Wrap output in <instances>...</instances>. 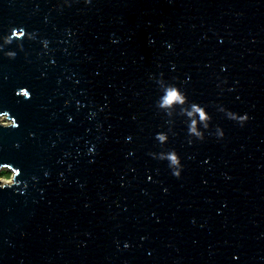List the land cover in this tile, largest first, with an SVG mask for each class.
<instances>
[{"label":"water","instance_id":"95a60500","mask_svg":"<svg viewBox=\"0 0 264 264\" xmlns=\"http://www.w3.org/2000/svg\"><path fill=\"white\" fill-rule=\"evenodd\" d=\"M0 116V264H264V0H0Z\"/></svg>","mask_w":264,"mask_h":264},{"label":"clouds","instance_id":"9594fccd","mask_svg":"<svg viewBox=\"0 0 264 264\" xmlns=\"http://www.w3.org/2000/svg\"><path fill=\"white\" fill-rule=\"evenodd\" d=\"M87 2H88V0H86V3H87ZM17 35H18V34H17ZM173 92L176 93V99L179 100V99H180V96L178 95V93H177V91H176L175 89H171V90H169V91L166 93L165 96L167 97V100H168V98L170 97V95H171ZM167 100H165V103H167ZM192 107L195 109V111L199 112V116H200V120H201V121L206 120V119H205V113H204L203 109H201V108H197L195 105H193ZM219 110L225 112V115H226L227 118H229V119H233V120H236V121H238V122L241 123V124H243V122L246 121V120L248 119L247 114H239V115H236V114H234V113H232V112H230V111H225V109H223L222 107H221ZM203 128H204V129H207V128H208V125L205 123V124L203 125ZM190 131L193 132V133H195V135H196L197 138H202V132H201V131H197L194 127H193V128H190ZM158 135H159V138H160L161 140L164 139V136H163V135H160V134H158ZM215 135H216L217 137H222V136H223V131H222V129L219 128V127H217V128H216V131H215ZM91 149H92V148L90 147V148L88 149V151L90 152ZM168 158H169L170 161H171L169 167H170L171 170H172V174H173L174 176H179V175H180V169H181L182 165H180V163L178 162L177 157L175 156L174 153L169 154V157H168ZM172 165H175V167H172ZM3 180H4V177H3V176H0V183H2Z\"/></svg>","mask_w":264,"mask_h":264},{"label":"snow or ice","instance_id":"6c2138e0","mask_svg":"<svg viewBox=\"0 0 264 264\" xmlns=\"http://www.w3.org/2000/svg\"><path fill=\"white\" fill-rule=\"evenodd\" d=\"M84 2L86 3V0H84ZM22 35L23 34V30L21 29L19 32L16 30V28H13V30H12V35L13 36H16V35ZM55 61H53V63H54ZM24 95L26 96V97H28V96H30V92L29 91H27V90H25L24 91ZM174 100H177L176 99V93L175 92H173L171 95H170V97L168 98V103H171V102H173ZM205 113V112H204ZM205 119H207V120H210L211 119V116H210V114L209 113H205ZM68 120L69 121H71L72 120V117L71 116H69L68 117ZM19 125H13V127H18ZM127 140H129V141H131L132 139H133V137L131 136V135H126V137H125ZM93 149H91L90 150V152L92 151ZM180 165H181V163H180ZM46 175H47V173H46ZM149 179H151L150 177H149ZM234 259H235V257H233Z\"/></svg>","mask_w":264,"mask_h":264},{"label":"rangeland","instance_id":"374dc122","mask_svg":"<svg viewBox=\"0 0 264 264\" xmlns=\"http://www.w3.org/2000/svg\"><path fill=\"white\" fill-rule=\"evenodd\" d=\"M5 116H0V123L2 124H9L8 120L6 118H4ZM4 171L7 173V175H3L1 172ZM0 176H3L4 177V180L2 181V184L4 183H9L12 181V177H13V173L11 170H8V169H4V168H1L0 169Z\"/></svg>","mask_w":264,"mask_h":264},{"label":"trees","instance_id":"16d2710c","mask_svg":"<svg viewBox=\"0 0 264 264\" xmlns=\"http://www.w3.org/2000/svg\"><path fill=\"white\" fill-rule=\"evenodd\" d=\"M1 173H2L3 175H7V173H6V172H4V171H2Z\"/></svg>","mask_w":264,"mask_h":264}]
</instances>
